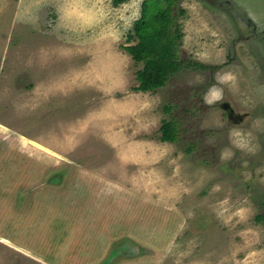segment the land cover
Segmentation results:
<instances>
[{"label": "rangeland", "instance_id": "rangeland-1", "mask_svg": "<svg viewBox=\"0 0 264 264\" xmlns=\"http://www.w3.org/2000/svg\"><path fill=\"white\" fill-rule=\"evenodd\" d=\"M143 1L0 0V264H264V0H181L216 68L149 92Z\"/></svg>", "mask_w": 264, "mask_h": 264}, {"label": "trees", "instance_id": "trees-1", "mask_svg": "<svg viewBox=\"0 0 264 264\" xmlns=\"http://www.w3.org/2000/svg\"><path fill=\"white\" fill-rule=\"evenodd\" d=\"M128 0H113L119 6ZM181 0H144L141 16L134 22L128 35L132 42L124 49L133 60L142 64L137 71L138 85L135 91H155L166 86L170 78L181 70L216 68L199 61L186 60L181 57L183 32L179 16L185 13L180 6ZM170 111L171 108L167 107ZM166 111V106H165ZM160 139L163 142H176L179 138L177 123L174 120H163L160 128ZM194 147L189 148V151ZM264 215H259L262 220Z\"/></svg>", "mask_w": 264, "mask_h": 264}, {"label": "flooded vegetation", "instance_id": "flooded-vegetation-1", "mask_svg": "<svg viewBox=\"0 0 264 264\" xmlns=\"http://www.w3.org/2000/svg\"><path fill=\"white\" fill-rule=\"evenodd\" d=\"M226 107L228 108V112L232 113V114H235V109L233 108V106L229 103V104H226Z\"/></svg>", "mask_w": 264, "mask_h": 264}, {"label": "water", "instance_id": "water-1", "mask_svg": "<svg viewBox=\"0 0 264 264\" xmlns=\"http://www.w3.org/2000/svg\"><path fill=\"white\" fill-rule=\"evenodd\" d=\"M223 106H224V108H225L226 110H228V108L226 107V103H225V104H223Z\"/></svg>", "mask_w": 264, "mask_h": 264}]
</instances>
